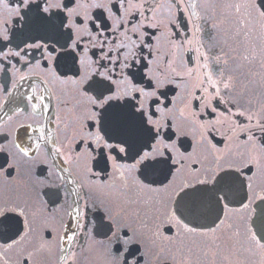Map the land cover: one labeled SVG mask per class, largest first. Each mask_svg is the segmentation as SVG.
<instances>
[{"label":"snow or ice","instance_id":"6c2138e0","mask_svg":"<svg viewBox=\"0 0 264 264\" xmlns=\"http://www.w3.org/2000/svg\"><path fill=\"white\" fill-rule=\"evenodd\" d=\"M32 2L23 0V5L28 8ZM173 5L178 7L177 0H171L170 7ZM160 7L154 0H67V3L44 0L43 7L39 3L35 5V16L52 35L47 39L39 37L38 42L26 45L28 48H42L53 60L62 59L64 70L72 74L64 77L53 71L60 83H71L80 97L78 108L82 119L75 133L74 150L77 155L83 154L95 161L98 170L94 171L89 165L88 175L97 187L110 189L112 193L102 199L96 198L99 205H103L101 211L104 215L94 225L97 233L104 237L98 246L107 249L112 264L144 262L143 241L134 227L136 220L118 201L136 204L145 192L157 195L168 192L186 161L191 173L197 177L202 173L203 178H197L194 183L183 182L175 192L176 206L171 212L168 231L174 222L183 233L206 238L205 255L208 252L215 254L221 243L227 248V241L222 242L217 235L224 224L219 214L216 217L219 223L214 227L195 225L186 220L185 198L208 195L219 213V205L228 198L222 185H239L240 192H243L241 175H246L244 169H247L250 189L252 164L264 159V115H257L247 98L254 82L245 81L237 72L228 70L227 59L217 54L216 37L205 41L204 37L209 34L201 26L200 22L205 18L195 11L196 4L189 6L193 11L187 24L176 25V30L170 26L176 24L174 19L167 22L157 19ZM234 7L237 15L244 8L249 19L264 21V4L258 5L256 0H244ZM212 26L218 27L216 24ZM238 26L243 29L245 21L239 20ZM247 37L248 33L243 32V38L246 40ZM4 39H8L7 35ZM161 40L168 46L163 55ZM13 54L20 53H5V56ZM177 57L182 60V69L176 67ZM242 59L249 61V56L244 55ZM261 67L264 68V62ZM260 86L264 88V79ZM168 92L175 93L171 99H168ZM178 100L187 109L193 133L208 138L209 143L219 136L212 143L214 149L224 143L226 147L217 150L228 155L227 145L239 140L251 145V152L256 155L250 152L245 161L241 154H232L234 163L215 173L198 168L202 161L195 147L189 152L187 140L182 139L188 133L178 131L179 126L174 125L171 118ZM43 108L45 113L49 111L48 104ZM259 111L264 112V103ZM53 148L56 153L61 151L55 145ZM21 151L24 156L28 155L27 150ZM156 168L161 170L162 179L146 184L137 176L129 183V174L137 171L146 174ZM257 198L264 200V196ZM96 199L87 197L93 210L99 207ZM241 204L243 209L248 208L243 197ZM227 206L225 203L224 208ZM6 211L8 209L0 210V216ZM11 211L26 216L23 208L19 211L12 208ZM30 230L25 219L24 232L20 233L19 239L0 247L7 251L17 246ZM250 241L264 254V213L259 239L256 233H252ZM224 259L227 261L228 256ZM24 264H27L26 260Z\"/></svg>","mask_w":264,"mask_h":264},{"label":"flooded vegetation","instance_id":"af4514ba","mask_svg":"<svg viewBox=\"0 0 264 264\" xmlns=\"http://www.w3.org/2000/svg\"><path fill=\"white\" fill-rule=\"evenodd\" d=\"M49 2L56 3L57 0ZM61 2L67 3V0ZM154 2L161 5L157 19L176 21L170 25L173 30L176 25L187 24L193 11L189 6L197 5L195 11L205 18L200 22L201 26L209 34L204 37L205 41L216 37L217 54L227 59L228 70L237 72L245 81L254 82L247 98L254 105L252 110L257 115H264L259 111L264 103V88L260 86L264 79V68L261 67L264 62V21L249 19L244 8L239 15L236 14L234 6L244 0H177L178 7H170L171 0ZM256 2L264 4V0ZM37 3L44 6V0H33L28 8L24 7L23 0H0V210L8 209L0 216V245L19 239L20 233L24 232L25 219L31 228L17 246L7 251L0 247V264H24L25 260L27 264H112L107 249L98 246L104 237L94 226L104 215L101 211L103 205H99L96 198L102 199L112 193L110 189L97 187L88 175L89 165L94 171L98 170L95 161L83 154L77 155L74 150L75 133L82 119L78 108L80 97L71 83H60L53 71L64 77L72 74L64 70L62 59H51L42 48L26 47L28 43L38 42L39 37L47 39L52 35L36 19ZM239 20L245 21L243 29L238 26ZM213 24L218 27L214 28ZM237 32L241 35L238 36ZM243 32L248 33L246 40ZM167 48L166 42L161 40V55ZM17 52L20 54L5 56V53ZM244 55L249 56V61L242 59ZM176 67L182 69L180 57H177ZM174 94L168 92V99ZM44 104L49 105L47 113ZM171 118L174 125L179 126L178 131L188 133L182 139L187 140L189 152L195 147L202 161L198 168L215 173L234 163L232 154H241L245 161L248 159L251 145L233 140L227 145L228 155H225L217 150L224 149V143L217 145L216 149L212 147L219 136L209 143L208 138L193 133L187 109L181 101H177ZM53 145L61 151L56 153ZM21 149L27 150L28 155L24 156ZM251 154L256 155L255 152ZM244 173L246 175H241L243 192H240L239 185H222L228 198L219 205V213L208 195L185 198L188 209L185 217L191 223L214 227L219 223L218 214L224 220L217 235L222 242L227 241L228 247L221 243L215 254L208 252L205 255L206 238L185 234L174 222L168 231L171 212L176 206L175 192L183 182L194 183L197 178H203L202 173L199 177L191 173L188 161L168 192L160 195L145 192L136 204L118 201L136 220L134 227L143 241V264H264V254L250 241L252 233H256L259 239L264 213V200L257 198L264 196V159L252 164L250 189L247 169ZM137 176L146 184L163 178L161 170L156 168L146 174L142 171L129 174V183ZM180 195L183 196V192ZM89 196L99 205L95 210L87 200ZM241 197L243 203L248 204L247 209L242 208ZM175 199L179 200V197ZM225 203L227 208H224ZM12 208L17 211L23 208L26 216H18L17 212L11 211ZM225 256H228L227 261Z\"/></svg>","mask_w":264,"mask_h":264}]
</instances>
